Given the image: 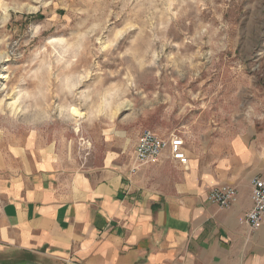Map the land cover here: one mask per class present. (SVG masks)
<instances>
[{"label":"rangeland","instance_id":"374dc122","mask_svg":"<svg viewBox=\"0 0 264 264\" xmlns=\"http://www.w3.org/2000/svg\"><path fill=\"white\" fill-rule=\"evenodd\" d=\"M145 131L264 151V0H0V144L95 180L160 163L132 172Z\"/></svg>","mask_w":264,"mask_h":264},{"label":"crops","instance_id":"0c3cea01","mask_svg":"<svg viewBox=\"0 0 264 264\" xmlns=\"http://www.w3.org/2000/svg\"><path fill=\"white\" fill-rule=\"evenodd\" d=\"M187 166L164 155L134 175L64 177L28 147L0 144V258L40 264H264V227L242 224L251 182L264 179V151L251 131L228 154ZM230 186L237 202L220 208L210 190ZM26 262V261H24ZM28 263V262H26Z\"/></svg>","mask_w":264,"mask_h":264},{"label":"built area","instance_id":"2783aa9c","mask_svg":"<svg viewBox=\"0 0 264 264\" xmlns=\"http://www.w3.org/2000/svg\"><path fill=\"white\" fill-rule=\"evenodd\" d=\"M164 155L180 165L187 166L189 159L186 154L185 141L182 137L165 138L158 134L145 131L134 148L133 173L140 167L157 163ZM252 209L242 220L251 230L264 227V179L254 178L251 182ZM238 192L230 186H217L210 190L207 200L220 208H229L237 202Z\"/></svg>","mask_w":264,"mask_h":264},{"label":"bare ground","instance_id":"6f19581e","mask_svg":"<svg viewBox=\"0 0 264 264\" xmlns=\"http://www.w3.org/2000/svg\"><path fill=\"white\" fill-rule=\"evenodd\" d=\"M75 112V110H73ZM76 113V112H75Z\"/></svg>","mask_w":264,"mask_h":264}]
</instances>
